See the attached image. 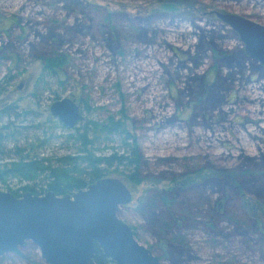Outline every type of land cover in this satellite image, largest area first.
<instances>
[{
    "label": "rangeland",
    "instance_id": "obj_1",
    "mask_svg": "<svg viewBox=\"0 0 264 264\" xmlns=\"http://www.w3.org/2000/svg\"><path fill=\"white\" fill-rule=\"evenodd\" d=\"M263 5L0 0V127L15 125L1 130V143L11 152L13 144L37 142L39 155L75 152L78 144L68 137L75 130L49 111L63 97L79 105L81 123L125 119L143 180L123 181L132 199L118 217L135 238L162 264H264V65L217 17L264 24ZM56 54L65 59L62 68L44 70ZM121 147L116 135L95 143L97 155ZM195 171L202 175L197 182L172 187L174 177ZM7 184L14 190L25 183ZM157 189H167L169 206L159 199L140 209ZM0 191H8L2 183ZM242 196L258 204L255 212ZM21 251L22 257L4 254L0 264H46L36 247Z\"/></svg>",
    "mask_w": 264,
    "mask_h": 264
},
{
    "label": "water",
    "instance_id": "obj_2",
    "mask_svg": "<svg viewBox=\"0 0 264 264\" xmlns=\"http://www.w3.org/2000/svg\"><path fill=\"white\" fill-rule=\"evenodd\" d=\"M217 15L238 33L247 55L264 65V26L236 14ZM49 111L68 129L84 118L70 97L52 102ZM131 199L126 184L109 176L72 194L0 191V257L31 242L46 264H96L98 244L115 264H162L117 215Z\"/></svg>",
    "mask_w": 264,
    "mask_h": 264
},
{
    "label": "trees",
    "instance_id": "obj_3",
    "mask_svg": "<svg viewBox=\"0 0 264 264\" xmlns=\"http://www.w3.org/2000/svg\"><path fill=\"white\" fill-rule=\"evenodd\" d=\"M64 62L65 59L62 58V55L56 54L45 59L43 68L44 70L48 69V72L56 73L62 68ZM7 112L11 114L13 111L7 110ZM2 129L13 131L15 125L8 122L0 127V183L16 196H20L25 191L37 195L44 194L46 191H52L56 195L72 194L86 188L100 178L110 176V174H121L123 177L119 179L128 181L131 184H140L143 180L138 169L139 157L137 155L136 140L134 135L131 134L128 122L125 119H115L113 116H108L103 121L92 122L88 120L79 126H75L73 128L75 134L69 133L68 137L78 144L76 151L53 156L39 155L35 151L39 142L36 145L32 143L24 146L16 143L13 144L12 152L11 149L5 150L4 145L1 143L4 139V136L1 135ZM115 135L120 138L121 148L124 152L119 153L116 150L106 156L97 155L95 143H99L100 140L101 142H109L111 137ZM114 166L126 168L127 171L120 173H117L116 169L111 171L109 168H115ZM201 177L202 175L197 171L176 176L171 180L172 187L188 186L197 182ZM10 179H17L25 184L13 190L7 184ZM166 190L157 189L155 193L150 195L148 193L139 208L154 207L153 204H156L159 199L166 206H169L171 200L164 196ZM242 200L244 206L252 205L253 212L257 210L258 204L255 201H250L246 196H242ZM260 225V229L264 231V224ZM131 228L135 236V230L133 227ZM26 246L35 248L31 242H26L13 254L22 257L21 249ZM94 261L96 264H115L103 254L98 244L95 245Z\"/></svg>",
    "mask_w": 264,
    "mask_h": 264
},
{
    "label": "flooded vegetation",
    "instance_id": "obj_4",
    "mask_svg": "<svg viewBox=\"0 0 264 264\" xmlns=\"http://www.w3.org/2000/svg\"><path fill=\"white\" fill-rule=\"evenodd\" d=\"M257 6H261L260 4H257ZM264 6V5H263ZM262 7V6H261ZM205 13V15L206 14H208V12H207V10H205L204 12H203V14ZM217 17L220 19V17L217 15ZM243 18H245V17H243ZM245 19H247V18H245ZM222 22H224L222 19H220ZM249 20V19H248ZM250 21H252L251 19H250ZM252 22H255V21H252ZM225 23V22H224ZM255 23H257V24H260V23H258V22H255ZM260 25H262V26H264V24H260ZM83 121V120H82ZM81 121V122H82ZM121 219V218H120ZM35 247V246H34ZM150 249V248H149ZM153 253V252H152ZM154 254V253H153ZM155 255V254H154ZM157 256V255H156ZM159 257V256H158Z\"/></svg>",
    "mask_w": 264,
    "mask_h": 264
}]
</instances>
